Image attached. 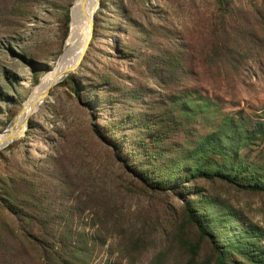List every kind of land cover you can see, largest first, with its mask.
Wrapping results in <instances>:
<instances>
[{"label": "rangeland", "instance_id": "obj_1", "mask_svg": "<svg viewBox=\"0 0 264 264\" xmlns=\"http://www.w3.org/2000/svg\"><path fill=\"white\" fill-rule=\"evenodd\" d=\"M74 2L0 0V132L46 84L25 127L0 134V173L31 176L55 217L48 241L60 248L63 238L65 256L71 243L79 246L71 261L50 264H214L210 240L184 219L182 200L194 194L148 188L95 128L105 132L111 116L126 111L121 100L131 90L135 111L147 106L163 119L175 94L207 97L203 132L228 116L241 124L263 116L264 0H225L224 7L216 0H98L82 59L51 84L70 32L71 15L63 35L64 10ZM183 137L179 130L170 138ZM239 153L264 168V137ZM195 182L210 212L236 214L258 226L264 241V191L220 179ZM37 228L32 234L44 235ZM22 229L1 237L0 264H45L42 246ZM192 243L197 251L189 260Z\"/></svg>", "mask_w": 264, "mask_h": 264}, {"label": "trees", "instance_id": "obj_2", "mask_svg": "<svg viewBox=\"0 0 264 264\" xmlns=\"http://www.w3.org/2000/svg\"><path fill=\"white\" fill-rule=\"evenodd\" d=\"M216 2L224 7L225 0ZM68 21L66 7L63 35L67 33ZM65 78L76 91L71 74L67 73ZM124 98L121 105L126 111L120 116H111L105 132L95 128L99 139L148 188L171 190L178 187L181 191L177 193L183 195L189 190L194 194L182 200L184 219L195 225L200 237L210 240L214 264H232L234 259L236 264H264L262 230L236 214L225 218L219 210L210 212L205 206L208 198L195 182L196 179H220L238 188L264 191V168L254 167L253 162L239 153V147L246 142L264 137V115L247 117L246 124L228 116L203 132L199 113L208 105L207 97L195 100L189 94H175L164 110V119L163 115L150 112L147 106L135 111L134 103L139 99L134 90ZM179 130H183V140L171 142L170 137ZM41 195L37 192V183L25 171L0 173V239L6 232H17L29 223L30 229H22V233L34 235L45 253V264L71 261L77 256L78 245L71 243L67 250L69 256H65L60 250L65 245L63 238L60 248H54L48 241L54 237L51 225L55 217L50 218L51 213ZM9 218H13V223ZM233 220L236 223L231 230ZM34 226L44 235L32 234ZM66 235V242H69ZM188 251L189 260H192L197 243L189 244Z\"/></svg>", "mask_w": 264, "mask_h": 264}, {"label": "bare ground", "instance_id": "obj_3", "mask_svg": "<svg viewBox=\"0 0 264 264\" xmlns=\"http://www.w3.org/2000/svg\"><path fill=\"white\" fill-rule=\"evenodd\" d=\"M96 1L97 0H75L70 10V32L65 41L64 51L61 57L63 66L58 72L55 73V75H53L52 79L47 80L49 83H54L55 81L59 80L65 72L73 69L78 63V59L84 55L87 48V42L89 41L92 32V16L96 7ZM45 87L46 84L36 89L30 101H28V103L25 101L26 105L24 103V107L21 109L22 111L20 110L21 112L13 120V122H11V125H9L12 127V132L15 131L19 126H24L25 119L34 110V108H36L37 103L42 97ZM8 127L0 132V134L6 133ZM19 134L20 132L12 133L11 135L9 134V136L14 137ZM1 143L2 142H0V144Z\"/></svg>", "mask_w": 264, "mask_h": 264}, {"label": "water", "instance_id": "obj_4", "mask_svg": "<svg viewBox=\"0 0 264 264\" xmlns=\"http://www.w3.org/2000/svg\"><path fill=\"white\" fill-rule=\"evenodd\" d=\"M97 4H98V0L96 1V6H97ZM68 15H69V19H70V8L68 9ZM90 36H91V35H90ZM88 43H89V41L87 42V46H88ZM65 73H66V72H65ZM65 73H64V74H65ZM26 120H27V118L25 119V124H26ZM25 124H24V127H25ZM12 139H13V138L9 139V141L12 140ZM9 141H8V142H9ZM8 142H7V143H8Z\"/></svg>", "mask_w": 264, "mask_h": 264}]
</instances>
